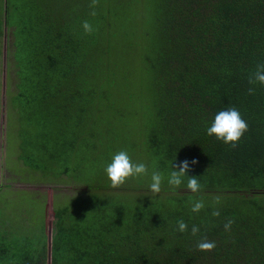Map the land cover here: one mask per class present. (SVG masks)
<instances>
[{
  "label": "trees",
  "instance_id": "16d2710c",
  "mask_svg": "<svg viewBox=\"0 0 264 264\" xmlns=\"http://www.w3.org/2000/svg\"><path fill=\"white\" fill-rule=\"evenodd\" d=\"M2 56L14 116L40 135L19 158L52 160L83 187L53 209L48 236L0 214V264H264V0H0ZM139 94L148 113L134 128ZM229 107L248 124L234 145L206 133ZM121 150L148 173L114 188L104 169ZM193 158L200 190L170 186L172 164Z\"/></svg>",
  "mask_w": 264,
  "mask_h": 264
},
{
  "label": "rangeland",
  "instance_id": "374dc122",
  "mask_svg": "<svg viewBox=\"0 0 264 264\" xmlns=\"http://www.w3.org/2000/svg\"><path fill=\"white\" fill-rule=\"evenodd\" d=\"M6 43L10 46L9 41ZM4 45L3 42V51ZM6 59L5 56L0 58V214L4 216L7 227H19L15 232L28 234L30 231L36 237H43L47 233L48 236L53 209L67 204L68 199L78 193L75 188L83 185L69 179V174L57 173V164L52 160L49 163L43 161L42 164L47 167L33 168L19 158L20 149L27 142L30 147L26 153L34 152L40 135L35 126L29 127L25 121L19 123L17 116H14L16 109L9 101L16 88L12 80H8L6 85ZM136 77L137 89L140 87L142 92L147 83H141L139 75ZM127 110L134 120L133 127L137 126L144 112L148 113L147 105L140 94ZM134 128L132 140L135 135ZM27 136L29 139H26ZM38 152L41 156V151Z\"/></svg>",
  "mask_w": 264,
  "mask_h": 264
},
{
  "label": "clouds",
  "instance_id": "9594fccd",
  "mask_svg": "<svg viewBox=\"0 0 264 264\" xmlns=\"http://www.w3.org/2000/svg\"><path fill=\"white\" fill-rule=\"evenodd\" d=\"M95 15V12L92 13ZM85 32H92L93 26L88 22L83 23ZM254 81L264 84V65H260L254 74ZM251 91V89H250ZM248 129L246 120L243 119L240 111L235 107H229L224 110L218 111L212 119L210 125L206 128L208 136H215L216 139L223 141L225 144L237 143ZM176 160V158H175ZM198 164V160L184 159L178 161L174 166L172 164V171L167 175V183L170 186L179 187L184 184L187 177V188L193 192L200 190L201 185L197 176H190L188 173L191 168ZM107 178L110 180L112 187H118L124 184L129 178H136L148 173V167L143 162H134L126 150H121L111 157L110 162L106 164L104 169ZM165 181V176L156 170L151 172V182L149 190L153 194H158L161 191L162 183ZM203 207L202 202H196L193 206V211H199ZM219 215V213H214ZM229 222L225 228L230 226ZM187 225L181 221L178 224V230L184 232ZM198 228L193 227L192 233L196 234ZM197 247L200 250H211L215 247L212 241L202 240L198 242Z\"/></svg>",
  "mask_w": 264,
  "mask_h": 264
}]
</instances>
